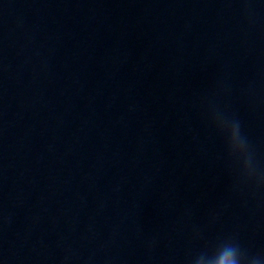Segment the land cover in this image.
<instances>
[{
  "label": "clouds",
  "instance_id": "1",
  "mask_svg": "<svg viewBox=\"0 0 264 264\" xmlns=\"http://www.w3.org/2000/svg\"><path fill=\"white\" fill-rule=\"evenodd\" d=\"M235 251L236 249L234 248H227L218 264H239V262L234 258Z\"/></svg>",
  "mask_w": 264,
  "mask_h": 264
}]
</instances>
